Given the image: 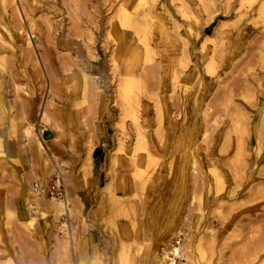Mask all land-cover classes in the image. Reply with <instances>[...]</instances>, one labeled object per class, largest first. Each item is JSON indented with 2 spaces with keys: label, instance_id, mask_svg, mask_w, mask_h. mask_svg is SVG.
<instances>
[{
  "label": "rangeland",
  "instance_id": "374dc122",
  "mask_svg": "<svg viewBox=\"0 0 264 264\" xmlns=\"http://www.w3.org/2000/svg\"><path fill=\"white\" fill-rule=\"evenodd\" d=\"M261 1L0 0V74L10 91L7 120L14 125L13 158L9 164L0 159V264H77L81 226L88 233L91 211L102 200L94 223L105 252L113 222L125 220H111L112 193L144 220H155L143 225L151 230L144 245L153 250L161 243L159 259L264 264L254 243L264 237V207L255 212L256 223L245 207H215V187L205 182L209 153L223 159L216 147L231 113L239 109L248 134L264 115V69L257 57L264 43ZM22 34L31 40L26 48ZM6 122L0 119L2 156L8 154ZM253 141L247 142L252 156ZM52 184L59 185V197L49 193ZM121 184L125 192L116 190ZM243 188L241 203L248 205L254 196ZM191 194L196 197L188 200ZM7 206L16 215L9 225ZM22 213L34 219L32 229ZM255 228L260 232L252 233ZM199 237L205 260L197 251ZM144 261L157 263L154 257Z\"/></svg>",
  "mask_w": 264,
  "mask_h": 264
},
{
  "label": "bare ground",
  "instance_id": "6f19581e",
  "mask_svg": "<svg viewBox=\"0 0 264 264\" xmlns=\"http://www.w3.org/2000/svg\"><path fill=\"white\" fill-rule=\"evenodd\" d=\"M257 9H258V12L260 15H264V0H262L260 3H258ZM144 18H145V16H144ZM11 24L12 23H10V25ZM5 29L7 30V28H5ZM19 37H21V41H19V43L21 45H23L24 48H26L30 45V43H31L30 38H26L24 34L20 35ZM24 48L20 47L19 50L24 51ZM258 50L259 51L257 53V57H258L259 62L261 64L260 66H262V69H264V43H262L260 45ZM2 51L0 50V72L1 73H3V69H4V62L2 61V58L4 57V55H3ZM2 77L3 76L0 74V119L7 121L5 123L6 127L4 126L2 128V131L6 129V133H4V134L7 138L6 142L8 145L7 146L8 147L7 148L8 154H5V156H2V152H3L1 149V147H2V139L1 138L2 137H1V133H0V159H2L4 161V163L9 164L10 159L13 158V154H14V146H13V142H12V136L14 133V125H13L11 119L9 121L7 120L11 114L12 106H10V103L8 104V101L5 99L6 94L10 91L5 89ZM259 80L261 81L259 83V85L262 88V90H264V74H261L259 76ZM241 97H243L244 99L248 98V96L243 95V94L241 95ZM31 111H34V110H31ZM241 115H242V113L239 112V109L233 111L230 115V118H229L230 128L227 127V129H224L220 133L221 139L217 144L216 151L218 154L223 155V159H221L222 158L221 157L220 161H216V159L212 158V156H211L212 152L209 153V162H207V170L209 171L210 175L207 176L205 174V182H206L207 186L211 183L215 187V193L216 194H212V196L210 197L212 204L215 205V207H218V203L229 204L230 210L236 209L237 208L235 206L236 204H237L239 209H241L242 207H245L246 208L245 211H248L251 214H253L254 222L256 223L259 221V217L255 215V212L257 210H259L260 206L264 207V202H262V203L256 202L255 204L252 203V202H254V200L264 198V115H259V117H257L256 121L254 122L255 124L253 125L254 130H253V132H250L249 134H248V128H246L244 125H242L243 123L241 120H243V119H241ZM242 117H243V115H242ZM8 124H10V125L8 126ZM206 136H207V134L204 133L203 134V140L206 139ZM181 141L184 142V139ZM251 141L254 142V145H253V150H254L253 155L254 156H252L251 150H248V148H247L249 142H251ZM247 142H248V144H247ZM3 146H5V145H3ZM38 146H39V151H40L41 150L40 144ZM122 146L123 145L121 144L120 148H122ZM230 147L233 149L232 155L227 154ZM118 151H119V149H118ZM194 157L195 156H193V158ZM193 158H192V162L198 164L199 162L196 159L193 160ZM184 164H185V162L182 161L177 165V171H178L179 175L184 174V170H185ZM250 182H254L255 184L249 186L248 184ZM240 186H242V188H243V186H245V188L241 189V192H245L246 195H253L254 196V197L250 196V200L247 201L251 205H249V204L246 205L247 203L246 204L241 203V201L243 200V197L241 198V193L239 192ZM125 189H126L125 184L118 185L116 188V190L118 192H125ZM31 192L36 193V190L32 189ZM221 193H225V194L227 193L228 195L223 196L221 198V200H218L219 198L215 199L216 195H219ZM107 196H108V194H107ZM195 197H196L195 195L191 194V197L188 200H191ZM251 197H252V199H251ZM110 198H112V200H113L112 204H113V208H114V210H112V211L110 210L111 213L109 212V214H111L112 222L114 221V218H125V220H120V221H117L115 223L113 222V224H112L113 229L111 231V237L110 238L106 237L104 239L105 244H106V251L110 252V256H109L110 261L108 260L109 261L108 264H122V263L127 262L128 260H130L131 263L134 262L136 264H145L144 260L146 258H150V257H154V259L157 260L156 264H176L174 257L168 259V258H165V256H164V257H161L159 259L160 255L158 253H156V251H157V248H160L161 243L158 242L157 246L154 247L153 250L149 247L148 248L145 247L144 244H147L146 242L148 241V238L151 235V230L149 227L143 226V225L149 219L148 218L145 220L143 218L139 219L140 216L138 213L136 214L135 207L130 206L131 203L127 205L126 202L123 201L122 197L120 195H118L117 193H112ZM197 199L200 200L199 201V210H201V206H200L201 197L198 196ZM52 200L54 201V200H56V198H53ZM102 202H103V200L100 201L99 203H97V208L94 209L93 211H91L90 215L92 217V220H93L92 223L93 224H91L90 229L88 230V233H84L83 226H81V229H80L81 231L79 233L78 239H77L76 244H75V247H76L75 259L77 261V264H91V263L99 264L101 262V260L103 262H105V264L107 263L105 261V258H104L106 251L105 252L101 251L100 246H99L100 244H99V240H98V234L100 233V231H99L100 227H98L94 223V220L99 217L101 210L103 209ZM238 204H240V205H238ZM65 205L66 204L64 203V206ZM81 206H83V205H80L79 207H81ZM111 206L112 205H110V207ZM99 207L101 208V210L99 209ZM78 211H79V209H78ZM200 212H201V214H200L199 218H201V216L203 214L202 211H200ZM243 212H244V210L240 213H236V216L237 215L240 216V215L245 213V212L244 213ZM43 215H45L44 211H42V216ZM15 216H16L15 212L10 207L7 206L5 208V211H4V219H5L4 222H6L7 224L10 223L13 219H15ZM233 216L231 217V219H229L228 225L230 224L231 221H233V219H235V217L233 218ZM262 216H264V215H262ZM80 217H81L80 223L85 224L86 220L83 217V212L80 213ZM21 218H22L21 220H24V224H26L28 226V228L32 229L34 219L31 216L26 217L25 214H23V213H22ZM261 220L264 221V219H261ZM249 222H251V221H249ZM251 223H250V226L252 225ZM7 224H5V225H7ZM258 226H259V223L257 224V227ZM253 228H254V226H253ZM257 232H260V231H258L257 228L252 230V233L256 234ZM262 232H264V231H262ZM235 235H237V234H235ZM262 235H264V234H262ZM233 236H232V238H233ZM247 239H248V237H247ZM252 239H255V238H252ZM201 240H202L201 237H199L197 240V251H199L200 258L205 260V258H204L205 257V250L199 246L201 244ZM246 241H248V240H246ZM254 241H255L254 243L256 245L255 246L256 251H258V252L262 251L261 253H264V237L260 236V237L256 238ZM254 243H253V245H254ZM248 245H250V244H248ZM144 248H145V251H144ZM212 248L214 250L216 247H212ZM247 249H248V247H247ZM235 252H236V250H235ZM215 253H216L218 260H223V258L225 256L224 254L217 253V252H215ZM136 254L140 258L139 262H137V260L134 259V257H137ZM173 254H174V256L178 255V248L173 249ZM159 260H160V263H158ZM209 260H207L206 262L210 263ZM184 264H191V263H184ZM195 264H199V262L196 261Z\"/></svg>",
  "mask_w": 264,
  "mask_h": 264
},
{
  "label": "built area",
  "instance_id": "2783aa9c",
  "mask_svg": "<svg viewBox=\"0 0 264 264\" xmlns=\"http://www.w3.org/2000/svg\"><path fill=\"white\" fill-rule=\"evenodd\" d=\"M49 193L54 197H59L61 194L59 190V185L52 184L49 188Z\"/></svg>",
  "mask_w": 264,
  "mask_h": 264
},
{
  "label": "crops",
  "instance_id": "0c3cea01",
  "mask_svg": "<svg viewBox=\"0 0 264 264\" xmlns=\"http://www.w3.org/2000/svg\"><path fill=\"white\" fill-rule=\"evenodd\" d=\"M122 149H123V146H122ZM135 207V206H134ZM141 218V217H140ZM150 223H151V225L153 226V223H155V220L153 219V218H151V216H150V219L148 220ZM156 224V223H155ZM154 224V225H155ZM104 240V239H103ZM103 240H101V244L102 243H104V242H102ZM107 255V256H106ZM110 256V252H107V253H105V255H104V258H105V261H106V257H109Z\"/></svg>",
  "mask_w": 264,
  "mask_h": 264
},
{
  "label": "water",
  "instance_id": "95a60500",
  "mask_svg": "<svg viewBox=\"0 0 264 264\" xmlns=\"http://www.w3.org/2000/svg\"><path fill=\"white\" fill-rule=\"evenodd\" d=\"M44 136H45V138H48L49 136H50V134L49 133H44Z\"/></svg>",
  "mask_w": 264,
  "mask_h": 264
}]
</instances>
